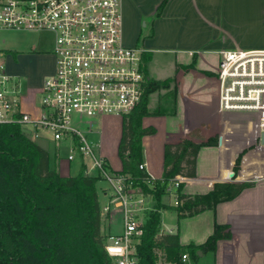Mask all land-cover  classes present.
<instances>
[{
	"label": "built area",
	"instance_id": "2783aa9c",
	"mask_svg": "<svg viewBox=\"0 0 264 264\" xmlns=\"http://www.w3.org/2000/svg\"><path fill=\"white\" fill-rule=\"evenodd\" d=\"M5 31L48 33L46 53L51 52L55 63L31 114L22 108L20 77L8 70L11 52L0 48V124H19L31 140L55 143L58 154L66 144L68 162L83 163L85 174H99L107 184L101 220L119 212L122 224L119 234L105 237L104 250L113 264H139L135 244L152 209L149 197L129 175L110 167L100 141L89 136L104 115H118L122 121L140 105L152 82L144 49L124 42L122 0H0V32ZM214 53L217 108L227 116L225 131H217L216 147L233 156L222 181L252 183L264 177V48ZM139 168L147 174L141 181L153 187L157 178L143 162ZM183 180L174 175L160 183L166 192L176 191L177 198ZM181 261L191 264L188 253Z\"/></svg>",
	"mask_w": 264,
	"mask_h": 264
},
{
	"label": "crops",
	"instance_id": "0c3cea01",
	"mask_svg": "<svg viewBox=\"0 0 264 264\" xmlns=\"http://www.w3.org/2000/svg\"><path fill=\"white\" fill-rule=\"evenodd\" d=\"M160 2L161 0H152L150 11L153 20L150 29L143 33L142 28H137L132 42L126 35L125 21L123 27L122 9L124 42L129 41L128 44L125 43L144 49L145 69L153 82L172 76L176 87L172 98L159 97L154 89L151 90L147 95L150 115L142 118L143 127L152 126L155 129L153 134L142 137V162L157 179L163 174L166 143L178 142L184 138L202 141L217 131H225L224 121L227 116L217 108L218 82L215 67L218 55L214 52L264 48V37L253 40L236 36L223 41L216 39L213 35L216 0H168L161 14L154 17ZM128 3L129 0H122V8H127ZM129 28L128 23L127 29ZM190 52L194 53L191 55ZM157 57L160 58L158 61L163 58L171 64V71L161 77H157L152 67V62ZM7 63L9 72L20 77L23 110L34 114L39 105L44 80L54 71V56L14 52ZM147 63L150 64L148 69ZM192 64L193 67H190ZM46 67L50 71L43 76L42 70ZM120 124L118 141L121 138L122 121ZM101 125L102 122H98L97 128ZM96 133L99 134L97 138L100 141V153L104 156L100 130ZM194 135L199 136L195 138ZM57 148L54 143V167L57 166L63 176L75 175L79 162L65 161V157L55 152ZM231 157L233 156L228 151H222L216 145L203 146L196 159V176L184 179L180 192L194 195L211 191L215 182L225 179ZM105 159L113 170H121L120 159L118 168H114L106 157ZM73 163L77 168L76 173L71 172ZM50 166L52 167L51 156ZM250 185L233 199L219 202L214 208L192 216L179 218L176 211L161 209L159 234L177 233L181 245H202L217 231L215 252L198 253V264L205 257H209L211 264H264V177ZM105 189L102 186L97 187L98 198L100 195L104 197ZM172 194L173 202L164 200L171 192H165L161 202L176 205V191ZM113 215L106 221L110 227ZM115 234L110 232L107 236Z\"/></svg>",
	"mask_w": 264,
	"mask_h": 264
},
{
	"label": "trees",
	"instance_id": "16d2710c",
	"mask_svg": "<svg viewBox=\"0 0 264 264\" xmlns=\"http://www.w3.org/2000/svg\"><path fill=\"white\" fill-rule=\"evenodd\" d=\"M167 2L161 0L154 17L161 14ZM167 80L148 84L140 105L122 120L118 144L120 172L139 183L154 202L143 234L135 244L139 264H184L183 253H188L191 264H198L199 250L203 254L215 252L217 231L202 245H181L177 233L159 234L160 210H174L179 218L192 216L233 199L250 183L215 182L211 191L194 195L181 193L180 183L177 204L161 202L166 192L161 179L174 175L184 179L195 177L198 153L203 146L217 144V132L202 141L184 138L166 143L161 179L153 187L141 181L147 175L139 168L142 137L155 132L154 127L142 125V118L150 115L147 95ZM84 169L81 163L75 175H61L57 166H50L49 152L31 140L19 124H0V264H113L104 250L105 235L101 232L96 187L100 176L85 174Z\"/></svg>",
	"mask_w": 264,
	"mask_h": 264
},
{
	"label": "rangeland",
	"instance_id": "374dc122",
	"mask_svg": "<svg viewBox=\"0 0 264 264\" xmlns=\"http://www.w3.org/2000/svg\"><path fill=\"white\" fill-rule=\"evenodd\" d=\"M213 1L214 0H211V2ZM151 6L152 0H129V8H124L123 6V27L125 21L126 35L130 38L131 42L133 41L137 28H142L143 33L149 31L153 20L150 11ZM214 20L215 28L214 31H212L213 35H215L216 39L219 41L235 36L246 38V40L264 37V0H216V14ZM128 23L130 25L129 30L127 29ZM125 42L128 44L129 41ZM50 43L51 38L48 33H33L26 31L0 32V48L9 50L11 54L14 52L44 54L50 49ZM158 59L160 58L157 57L154 59L152 67L156 72L157 77H161L171 71V64L167 59L164 60L162 58L161 61H158ZM148 68H150V64L147 63V69ZM160 81H163V79ZM175 90L176 87L174 86L172 76L154 89L155 93L163 98H172L173 94H175ZM100 122H102L101 127H94V132L89 136L91 139L98 140L99 137L97 138V136L99 134L96 132L100 130V137H102V153L114 168H118L120 166V158L118 156V136L121 129V117L114 114L104 115ZM246 122L247 120L243 121L245 124ZM243 127H245L244 124ZM37 144L49 152L51 156V165L54 167V143L47 139L39 138ZM67 154L68 148L62 143L60 146V155L65 157V161H67ZM76 171V165L73 163L71 172L76 173ZM99 186L107 188V184L100 180L96 183V187ZM250 186L251 185L248 187ZM172 193H174V190ZM172 193L170 196L164 197V200L173 202L174 195ZM99 200L100 205H104L106 197L100 195ZM148 205L153 208L154 202L149 200ZM106 221L107 220H101V232L105 237L107 234H110V232L112 234L121 232L122 224L119 212L113 215L111 219V227L110 225H107ZM200 264H211L209 257L203 258Z\"/></svg>",
	"mask_w": 264,
	"mask_h": 264
},
{
	"label": "flooded vegetation",
	"instance_id": "af4514ba",
	"mask_svg": "<svg viewBox=\"0 0 264 264\" xmlns=\"http://www.w3.org/2000/svg\"><path fill=\"white\" fill-rule=\"evenodd\" d=\"M46 55H50L51 54V52L50 51H48L47 53H45ZM49 68H44L43 70H42V73H43V76H46L47 74H49Z\"/></svg>",
	"mask_w": 264,
	"mask_h": 264
},
{
	"label": "water",
	"instance_id": "95a60500",
	"mask_svg": "<svg viewBox=\"0 0 264 264\" xmlns=\"http://www.w3.org/2000/svg\"><path fill=\"white\" fill-rule=\"evenodd\" d=\"M262 139H263V135H262ZM232 175H233V174H231V176H232ZM198 253L201 254V251H199Z\"/></svg>",
	"mask_w": 264,
	"mask_h": 264
}]
</instances>
